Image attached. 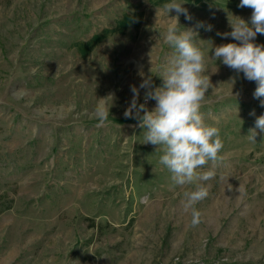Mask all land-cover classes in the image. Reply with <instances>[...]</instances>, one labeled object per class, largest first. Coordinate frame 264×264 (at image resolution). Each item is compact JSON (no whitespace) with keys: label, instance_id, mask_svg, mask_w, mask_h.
I'll return each mask as SVG.
<instances>
[{"label":"rangeland","instance_id":"1","mask_svg":"<svg viewBox=\"0 0 264 264\" xmlns=\"http://www.w3.org/2000/svg\"><path fill=\"white\" fill-rule=\"evenodd\" d=\"M171 2L0 0V264H264V133L248 138L264 107L255 81L212 58L239 43L217 33L252 9L175 0L192 17L179 16L181 31L212 26L196 43L212 85L200 112L223 141L213 179L175 185L162 147L124 117L131 86L148 76L162 86L175 55L164 38ZM197 183L209 194L192 227L181 201Z\"/></svg>","mask_w":264,"mask_h":264},{"label":"clouds","instance_id":"2","mask_svg":"<svg viewBox=\"0 0 264 264\" xmlns=\"http://www.w3.org/2000/svg\"><path fill=\"white\" fill-rule=\"evenodd\" d=\"M163 7L168 15L173 10L176 12V16L165 25L164 33L165 41L175 50V55L162 69V86L154 87L151 76L144 78L139 88L131 86L133 95L124 117L137 120L138 126L146 129L145 143L156 145L157 149L162 147L160 164L169 170L175 185L184 186L213 179L215 165L222 159L219 153L223 149V141L219 129L207 125L200 112L211 84L209 77L203 75L204 53L197 46L199 33L196 29L203 27L211 31L212 26L197 22L195 28L181 31L179 16L183 14L191 20L188 10L175 0ZM238 7L252 9L250 20L235 17V21L230 22V32L217 34L225 38L230 36L239 43L216 46L212 58L222 61L237 74L243 73L248 81H255L254 98L259 99L261 107H264V44L255 43L258 34L264 35V0H240ZM232 83H235L234 78ZM140 89L146 90L144 103H139ZM109 97L113 99L112 95L102 98L95 107L98 128L108 122L110 108L106 98ZM150 99L156 101L151 110L147 107ZM258 131L264 133V114L256 118L255 126L249 130L250 141L255 142ZM209 162L213 167L204 170ZM208 194L209 190L203 183H197L194 190L184 193L185 199L181 204L185 211L191 209L192 227L198 226L202 217L195 205L206 199Z\"/></svg>","mask_w":264,"mask_h":264}]
</instances>
